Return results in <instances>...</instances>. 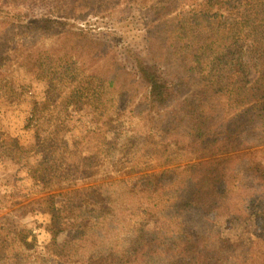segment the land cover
I'll return each mask as SVG.
<instances>
[{
	"label": "trees",
	"instance_id": "1",
	"mask_svg": "<svg viewBox=\"0 0 264 264\" xmlns=\"http://www.w3.org/2000/svg\"><path fill=\"white\" fill-rule=\"evenodd\" d=\"M93 16L142 30L130 63L111 32L77 26ZM31 32L51 39L28 51L40 69L81 67L65 109L98 113L76 146L94 134L98 145L87 159L57 143L64 120L37 123L47 139L31 178L46 195L26 207L49 215L50 240L0 221V264H264V0H0V33ZM50 102L32 108L36 121ZM2 145L12 159L24 150L0 134ZM219 209L261 222L259 253L213 231Z\"/></svg>",
	"mask_w": 264,
	"mask_h": 264
},
{
	"label": "rangeland",
	"instance_id": "2",
	"mask_svg": "<svg viewBox=\"0 0 264 264\" xmlns=\"http://www.w3.org/2000/svg\"><path fill=\"white\" fill-rule=\"evenodd\" d=\"M111 21L105 23V19L93 16L86 22H79L77 26L91 27L95 34L111 32L116 39L114 44L116 43L117 50L123 59L130 63L133 60L132 55L141 51L142 30L134 27L130 29L121 23L111 24ZM50 41L49 36L40 32H31L25 37L6 36L0 33V134L1 137L3 135L13 137L24 148L19 158L12 159L7 156L8 151L4 150V145L0 146V221H7L6 226L9 224L15 227L16 224H21L30 228L31 234L27 240L41 245L40 247L45 246L50 240L46 230L49 215L43 212L40 206L33 204V209L26 207L28 202L46 195L37 192L38 188L34 187L31 178V168L45 152L40 141L47 139L46 134L41 135L39 139L36 137L35 126L42 122L52 124L56 119L59 122L64 120L66 131L58 135L57 143L61 148L64 145L69 150L79 147L81 156L88 159L96 152L95 145H98L95 134L89 143L82 141L76 146V142H79L80 137L87 132L96 131L100 124L98 113L85 102H80L75 109L70 105L65 109L70 91L81 84L82 71L77 62L65 66L46 60L42 70L36 65L38 62L30 60L31 55L28 51L32 46L47 47ZM53 67L61 68L63 72L53 73L51 72ZM53 76L57 79L63 78L59 81L61 86L54 85L55 81L49 79ZM257 76L258 73L252 69L249 81L254 82ZM46 96L51 99L52 104L39 112L41 117L38 122L32 117L31 110L34 106L40 107L39 103L43 102ZM79 100L83 101L82 98ZM122 140L123 138L118 140L119 143ZM87 145L94 146L93 153L87 150ZM262 151L264 152V149ZM255 156L261 157L264 163V153ZM13 193L17 200L15 203L10 197ZM205 221L211 224L214 232L230 239H240L252 252L256 250L259 253L263 247L262 224L253 216L245 214L233 216L225 209H219L208 215ZM64 238L65 233H62L57 240L61 242Z\"/></svg>",
	"mask_w": 264,
	"mask_h": 264
}]
</instances>
